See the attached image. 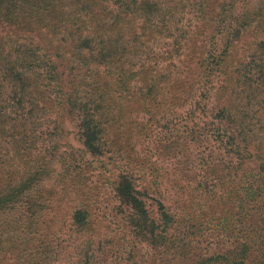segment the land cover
I'll list each match as a JSON object with an SVG mask.
<instances>
[{"label": "trees", "instance_id": "trees-1", "mask_svg": "<svg viewBox=\"0 0 264 264\" xmlns=\"http://www.w3.org/2000/svg\"><path fill=\"white\" fill-rule=\"evenodd\" d=\"M0 264H264V0H0Z\"/></svg>", "mask_w": 264, "mask_h": 264}, {"label": "rangeland", "instance_id": "rangeland-1", "mask_svg": "<svg viewBox=\"0 0 264 264\" xmlns=\"http://www.w3.org/2000/svg\"><path fill=\"white\" fill-rule=\"evenodd\" d=\"M255 1L256 2H259L261 0H251V3L255 5ZM251 39V36H245L240 42H239V45H238V53L241 52L242 48L247 44V42ZM72 134V133H71ZM67 137L70 138V136L68 135ZM246 164H253V160H250L248 161ZM64 207H67V202L65 201L63 203Z\"/></svg>", "mask_w": 264, "mask_h": 264}]
</instances>
